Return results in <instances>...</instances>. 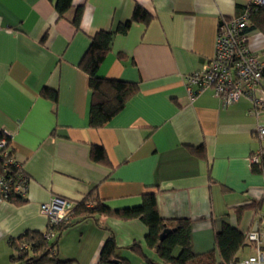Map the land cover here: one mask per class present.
Here are the masks:
<instances>
[{"label":"crops","instance_id":"1","mask_svg":"<svg viewBox=\"0 0 264 264\" xmlns=\"http://www.w3.org/2000/svg\"><path fill=\"white\" fill-rule=\"evenodd\" d=\"M249 1L72 0L59 18L55 0H0V133L10 135L28 177L21 204L0 202V264H15L10 239L45 232L40 206L55 197L75 203L93 193L123 209L154 193L161 218L190 221L196 255L214 249L222 223L245 234L264 216V173L247 161L262 146L256 131L264 126V108L254 111L245 98L223 105L211 90L191 100L185 90L186 76L214 55L219 19L240 16ZM136 5L150 22L115 34L97 77L136 84L138 91L105 127L90 128L82 61L96 33L116 31ZM79 7L76 29L71 21ZM247 47L264 60V33L251 31ZM43 90L55 93V101ZM92 146L104 150L109 165L91 160ZM190 147L201 148L203 158ZM146 232L138 219L101 215L76 218L51 241L59 261L96 264L112 233L119 257L149 264L143 258L157 259ZM134 243L140 254L130 249ZM242 250L239 260L248 257Z\"/></svg>","mask_w":264,"mask_h":264},{"label":"trees","instance_id":"2","mask_svg":"<svg viewBox=\"0 0 264 264\" xmlns=\"http://www.w3.org/2000/svg\"><path fill=\"white\" fill-rule=\"evenodd\" d=\"M248 7L250 9L249 21L243 33L249 34L254 30L264 33V7L255 6L249 2L243 12ZM71 8L72 0H55L54 9L59 18H62ZM81 16L82 8L79 7L75 10L71 21L76 29L79 28ZM150 20L151 16L142 7L136 5L131 18L117 27L116 31H100L91 39L81 64L82 70L88 75L90 89L91 103L88 117L90 128L105 127L124 108L127 101L137 93L138 86L136 84L104 80L97 77V71L111 50L115 34L126 35L133 23L147 25ZM42 94L52 101L56 99V94L48 90H43ZM4 136L6 135L0 133V138ZM5 139L8 142L7 151L14 153L10 145L11 138L6 136ZM190 151L193 155L203 158L201 148L190 147ZM90 158L93 162L109 165L105 152L100 147H91ZM250 169L256 173H264V155H261L258 163L252 164ZM22 173L27 177L23 168ZM92 194L89 193L80 202H72L71 216L67 222L53 227L47 224L45 232L25 231L18 237L10 239L9 245L13 250L10 259L15 264H69V262L57 259L55 245L51 239L55 234L59 235L70 226L76 218L101 215L122 221L138 219L144 224L147 229L145 245L148 250L154 252L157 259V261H152L143 258L149 264H238V252L251 246L245 239L246 233L243 234L224 222L214 232V249L206 254L196 255L191 249L190 221L188 219L161 218L157 211L154 193H145L138 206L123 209H111ZM23 199L15 195L7 197L8 202L16 204H21ZM51 233L53 236H50ZM130 249L140 254V246L137 243H134ZM117 251L114 235L110 233L99 252L96 264H129L127 259L117 255Z\"/></svg>","mask_w":264,"mask_h":264},{"label":"built area","instance_id":"3","mask_svg":"<svg viewBox=\"0 0 264 264\" xmlns=\"http://www.w3.org/2000/svg\"><path fill=\"white\" fill-rule=\"evenodd\" d=\"M249 2L264 7V0ZM249 15L248 7L238 17L220 19L213 57L201 71L193 72L185 78V90L191 100L204 91L211 90L223 105H231L245 98L252 104L254 111L264 108V93L261 89L264 60L248 49V33H243L248 25ZM256 132L262 146L260 151L247 159L250 166L258 163L259 157L264 155V126L258 127ZM6 136L0 138V202L7 201V197L11 195L24 198L28 184V178L22 173L21 163L14 153L6 149ZM72 206L71 201L55 197L49 203L41 205L40 211L46 216L48 226L53 227L70 219ZM245 239L251 244L253 254L239 260L238 264H264V216H259L254 221Z\"/></svg>","mask_w":264,"mask_h":264},{"label":"rangeland","instance_id":"4","mask_svg":"<svg viewBox=\"0 0 264 264\" xmlns=\"http://www.w3.org/2000/svg\"><path fill=\"white\" fill-rule=\"evenodd\" d=\"M250 254H253V250H251L249 247H246L244 248L242 251H241V256L242 257H247L249 256Z\"/></svg>","mask_w":264,"mask_h":264}]
</instances>
